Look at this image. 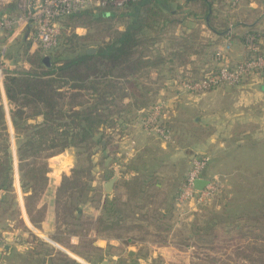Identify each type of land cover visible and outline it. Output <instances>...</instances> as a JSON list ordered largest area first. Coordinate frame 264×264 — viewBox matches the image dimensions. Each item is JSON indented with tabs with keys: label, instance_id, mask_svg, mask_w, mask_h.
<instances>
[{
	"label": "crops",
	"instance_id": "1",
	"mask_svg": "<svg viewBox=\"0 0 264 264\" xmlns=\"http://www.w3.org/2000/svg\"><path fill=\"white\" fill-rule=\"evenodd\" d=\"M176 5L183 7L184 2L177 0ZM171 12L174 15V11ZM181 13L183 14L181 19L172 20V23L177 26L168 34L169 37L184 41L183 59L178 66L173 60L165 58L166 46L158 47L151 43L146 52L137 53L136 63L131 69L120 71L118 80L110 77L99 80V83L90 82L88 85L95 86L96 94L86 98L87 96L82 94L83 90H80L66 97L68 101L64 108L67 109V104L72 100L71 97L81 93L86 98L88 106L93 109V116L106 114L112 118V115H116L111 113L110 105L113 100L117 99L122 106L117 112L123 124L121 137L114 139L115 136L110 128L107 126L101 128L106 132L103 155L107 170L102 181L104 195L101 209L91 208L89 205H85L84 208L74 206L69 200L78 192L64 193L62 191L64 177L69 176L76 166L73 157L67 152L75 146L44 158L42 163L46 166L44 174L46 181L38 194L32 188L24 190L22 179L26 177V173L20 170L18 150L20 147L24 148L27 141L20 139V136L16 138L17 123L14 114L12 113V117L10 115L12 105L16 102L8 97L6 90L3 92L0 106L4 109L6 129L10 136L13 174L7 183V189H0V232L10 240L9 245L0 251V264H103L104 261L108 264H152V261H162L160 264H165L164 249L173 250L175 243L164 241L162 243L165 246L164 249L144 247L145 250H142V247L153 246L157 241L152 240V237L156 235L169 237V231L172 230L173 233L177 228L174 221L169 220L170 222L167 223L170 225L164 223L169 216L181 220L175 197L169 209L159 208V213H162L164 219H161L163 221L157 225L140 218L139 214L147 210L132 212L134 220L128 221L129 228L131 230L144 227L156 229L157 232L152 233L154 236L138 238L135 230L128 235L111 234L110 231L115 226L121 228L125 223V217L123 212L116 208L109 213L108 207L113 204L116 197L126 201L128 194L124 192L125 187L128 188L141 171L149 168L146 157L150 150L153 154L156 152L155 157L158 158L160 155L161 161L166 160L162 164L184 166L182 184L191 168L192 157L196 154H208L211 161L205 175L220 180V191L217 196L222 201H229V204L224 203L226 206L224 211L228 210L229 205V212L235 217L232 227L238 230L249 229L248 240L264 245L263 78H247L237 87H223L199 95L183 96L187 100L185 99L186 103L181 112L177 110L180 105L175 103L177 119L180 115V120L176 121L175 116L174 120L167 121L169 128L174 131L176 144L167 145L156 137H150L142 130L139 111L146 108L148 104L140 101L156 102L160 97L170 99L169 93L174 89L169 87L174 85L176 80L181 78L197 80L209 68H214L216 65L214 54L218 49L215 46L217 43H222L230 28L232 29L230 27L227 31L211 28L206 30L207 27L202 22H207L208 19L195 18L184 7ZM250 31L247 28H240L233 30L232 35L240 37V42L244 45ZM24 32V35L27 34L26 31ZM152 35L156 36V34ZM202 38H209L212 52L210 55H204L205 60L201 62V59L195 55L196 52H192V49L196 47L192 45V42L197 39L200 42ZM158 48L161 50L158 51ZM90 50L93 49H88V52ZM95 52L96 50L89 53ZM231 57L234 62L245 59V48L242 47L241 54L233 52ZM115 85H118V90L122 93L118 97L115 96L116 94L112 96V93H108L109 87L116 88ZM130 85L135 86L134 93H130L132 90ZM154 85H161L159 92L153 91ZM59 91L62 92L63 88ZM171 105L168 104L170 111ZM70 107L74 111H79L81 108L77 103ZM20 111L23 112L26 125L33 129V132L40 128V125L42 127L45 122L42 111L31 115L30 108L23 107L15 115L17 116ZM116 128L117 126L113 127L115 131ZM180 139L182 144L178 141ZM114 143L118 144L120 150L126 148L124 152L118 150L116 157L119 158L116 160L112 158L114 155L111 152ZM42 145V149L56 148L53 145H45L44 142ZM129 146L134 148V152H128ZM31 159L33 158L25 157L23 164L27 166V164L35 163ZM38 160L41 163V159ZM129 161L136 165H133L134 169L126 168ZM155 173L156 176L160 174L158 171ZM110 175L111 178L106 179ZM114 177L117 178L114 188L111 192H107L105 184ZM5 203H7L6 208H3ZM63 210L66 212L64 215L66 220H62ZM85 214L88 217L91 216V220L85 226L84 224L79 226L78 219L83 218ZM100 217L104 224L102 230L96 223ZM85 244H89L87 246H90V251L84 252Z\"/></svg>",
	"mask_w": 264,
	"mask_h": 264
},
{
	"label": "rangeland",
	"instance_id": "2",
	"mask_svg": "<svg viewBox=\"0 0 264 264\" xmlns=\"http://www.w3.org/2000/svg\"><path fill=\"white\" fill-rule=\"evenodd\" d=\"M213 1L214 6L211 18L207 21L208 23L206 21L202 22L204 26L207 27L206 30H208V28H213L214 30L221 31L227 30L230 27H232V29L230 28L229 32L224 37L225 39H223V42L220 44L217 43L215 46L218 48L214 54V61L216 65L214 68H209L208 71L213 70L218 72L219 69L222 68L223 58L228 59L230 66H236L248 60L247 57L249 56L264 57V0ZM26 4L27 0H0V16L10 14L14 18L19 19L25 14ZM170 8V11H174V15L170 14V12H167L166 19L169 21L171 20L172 22V20L182 18L183 14L180 12L181 9L178 8L176 3L172 4ZM112 9L113 15H105L103 13L104 11H107L108 8L99 9L88 7L82 10H91L95 14V16L85 19V22L88 23V27L75 28L68 19L66 20V18H64L65 21L63 19L62 22H59V26L61 28L59 45L57 46V49L55 48L56 50L54 49L52 51L45 50L41 45L35 42L36 38L34 32L31 29L26 30L27 34L24 35L25 32L17 31L18 25L14 24L13 28L1 32L0 69H2V72L0 73V104L3 98V92H5L6 79L9 76L22 73L24 70L32 71L31 62L33 60L42 61L44 63V59L48 58L47 63L50 64L58 59H63L73 55L78 49L97 50L101 44L110 41L112 39L111 34H113L115 31L124 29L131 20L130 16H128L129 7L123 5L121 8L118 7ZM229 18L233 20L232 23ZM160 25L161 29L165 27L164 18L160 20ZM176 26L177 24L171 23L169 28L167 26L164 30L162 29L161 32H157V37H155L154 40H151L150 43H153L158 47L166 46L167 51H165V58L173 60L178 66L183 59L182 44H184V41L176 37L168 36L172 30H175ZM240 28H247L251 30L246 36V42H244V45L243 42H240V37L237 38L236 36L232 35L233 30H238ZM80 37L87 38L85 40H80ZM209 42V38H202L200 42L198 39L192 42V45L196 46L192 49V52H196L195 55L201 59V62L205 60V58H203L204 55H210V52H212V46L209 44ZM147 46L148 42H146L143 47H140L138 52H146ZM242 47H244L246 51L245 59L243 58L237 62L232 61V53L234 52L235 54V52H238V54H241ZM157 50L159 51L161 48H158ZM199 50L201 52H199ZM204 50L205 52H203ZM257 77L264 79V73L252 72L249 76L246 75L242 77L237 84H221L219 86L211 87L209 90L203 93L223 87H237L240 86L247 78ZM113 78L119 79L120 71L116 72ZM184 81V78H181L176 80L174 85H170L169 88L174 89L173 92L169 93L170 99L160 97L156 102H153L152 100L140 101L148 104V106L142 110L147 111L154 106L164 105L168 107L169 112L170 110L168 104H172V110L167 114L166 122L168 120H174L175 116L176 121H179L180 115L177 119V110L181 112L180 110H182L183 105L187 100L183 96H187V94H203L186 92L184 89ZM58 83L61 88H63L62 93L69 97L71 93H77L80 90H83L82 94L87 96L86 98L91 96V94H96L95 87L91 85L82 87L80 83L66 82L64 80H59ZM115 87L116 88L109 87V92H107L110 94L112 93V96L116 94L115 96L118 97L121 92L118 90V85H115ZM130 87L132 88L130 93H134L135 86L130 85ZM160 88L161 85L152 86L153 91L156 90V92H159ZM74 97L76 96H72L71 99L76 103L77 99ZM61 101L64 102V97L61 99ZM67 101L68 99L65 97L64 104H66ZM175 103L180 105L177 110L175 108ZM12 106L13 107L10 115L12 117V113L14 114L17 123L16 138L20 136L19 138L22 140H30V138L34 136L33 129L26 125V120L21 119L20 117L18 118V116L15 115L16 112L22 108V105L17 102L16 104L13 103ZM110 106L112 107L111 113H116V115H112V118L117 120V124L121 123V117L119 113H117L122 107L121 104H119V101L116 99L111 101ZM35 111L36 109L31 107L29 112L32 115ZM139 113L140 115L142 114V116L144 114L141 112V110ZM139 119L141 121V116ZM62 120H65L64 116L62 117ZM141 127L142 130L146 132L142 125ZM110 130L115 136L114 139L121 137L122 129L120 127H117L116 131L113 128H110ZM59 134V132H56L55 136L59 137ZM148 135L150 137H156V139L161 140L167 145L176 144L174 131H172V129V137L170 140H164L162 137L157 136L156 134ZM61 138L64 140L63 135ZM9 141L10 136L8 131L0 122V159L5 157V146L7 143H9ZM178 141L180 144H182L181 139ZM113 146L114 147L111 152L114 156L112 158L116 160V158H119L118 156L116 157L118 150L119 152H124L126 148L120 150L118 144L115 143ZM131 148L129 146V153L134 152V148ZM57 150L59 149L51 148L41 150L42 152H40L39 155L41 158L37 157L31 160H35V162L40 163V160L38 159H41L42 163L44 158H48L50 154L57 152ZM67 152L73 157V160L76 163L75 167L80 168L83 171V173L80 175L83 183V189L81 190L83 192L82 196L76 192L77 194H74L71 199L68 198V200L70 199L69 202H72L74 206H78L80 208H84L85 205H89L91 208L101 209L104 195L102 181L104 175L107 174L106 165L104 162L103 146L96 145L94 142L89 140V142H84L81 147L79 145V147L72 149L70 148ZM155 154L156 152L153 154V151H149L146 157V159H148L149 168L141 171L140 174L135 177L134 180H132V183L128 185V188L125 187L124 192L128 194L126 201H124L121 197H116L114 199V206H112L123 212L125 223L123 226H121V228L115 226L110 229L111 234L124 233L128 235L131 233V231H134L135 229L131 230L129 228L128 221L133 222L134 217L132 216V212L137 210L140 212L142 210H147L145 212L142 211L143 213L139 214L143 221L156 225L161 223L163 221L161 219H164V217L162 218V213H159V208L169 209L172 204V199L175 197L176 206L180 211L181 220L179 218L176 220L169 216L166 218V222L164 223H166V225H170V223L167 222L174 221V225L177 226V228H175L173 233L172 230L169 231L171 235H169V237H164L165 235L154 236L152 233L157 232L156 229L152 230L145 227L136 229L135 231L137 232L136 234H138V238H150L151 236H154L152 237V240L157 241L155 244H153V246H143L142 250H145L144 247L164 249L165 246L162 243L164 241H171L175 243V246H173V250L171 251H169L167 248V250L164 249L166 254V259L164 262L165 264H264V245L253 240H248L250 237V235H247L249 229L238 230L232 227L234 225L233 218L235 217L229 212V205L227 206L228 210L224 211V207H226L224 205L226 202L229 204V201H222L219 199V196H217L219 194L220 187L215 198L204 205H198L195 203L179 205L177 202V197L182 184V174L185 172L184 166L162 164L164 160L161 161V156L159 155L157 158L154 156ZM165 162L166 160L164 163ZM133 165L135 164L129 161L126 168L131 167V169H134L136 165L134 167ZM155 171H158L160 174L156 176ZM92 184L95 185L93 186ZM6 205L7 203L3 205V208H6ZM65 213V210H63L62 220H66V217L64 216L66 215ZM90 217L91 216L88 217V215L85 214L83 218H79V226L83 224L85 226L91 220ZM101 218L102 217H100L96 223L102 230L104 224L102 223ZM152 224H150V226ZM199 228L203 230L200 231ZM87 245L89 244H85L83 248L84 252H87V250L90 251V246ZM157 263L160 264L162 261H152V264Z\"/></svg>",
	"mask_w": 264,
	"mask_h": 264
},
{
	"label": "trees",
	"instance_id": "3",
	"mask_svg": "<svg viewBox=\"0 0 264 264\" xmlns=\"http://www.w3.org/2000/svg\"><path fill=\"white\" fill-rule=\"evenodd\" d=\"M176 1H131L126 5V7H129L128 16L131 18L130 23L125 30H118L111 34L112 39L101 44L95 53H89L88 49H78L73 55L58 59L50 64L33 60L31 62L32 71L24 70L22 73L9 76L6 79L5 90L11 100L18 102L22 105V108L34 107L36 109L34 113L42 111L45 117L42 127L40 125V128L34 131V136L30 138V141L27 140L24 148L20 147L18 150L20 170H24L26 173V177L22 179L24 190L32 188L38 194L43 189L42 186L46 181L44 179L46 166L43 163L35 162V160H33L35 162L33 164L30 163L27 166L23 164L25 157H39L41 150H44L42 149L43 147L41 148L43 142L45 145L56 146L54 149H59L57 152H64L71 146L79 147L80 145L81 147L84 142H89V140L96 145L103 146L106 132L101 130V128L104 126L108 128L117 126L123 130V124H117V120L106 114L93 116V109L88 106L86 98L81 93L74 97L77 99L76 103L81 106L79 111H74L70 107L72 104H76L73 100L67 104V109L64 108L67 95L59 91L61 86L58 81L80 83L82 87H87L90 82L92 84L99 83V80L113 77L116 72L123 69H131L136 63L139 48L148 42V49L151 44L150 41L157 37L156 33L161 32L167 26L168 28L170 27L172 22L166 19V13L170 12L172 14L169 5L175 4ZM182 1L184 2L183 7L187 8L188 12L195 18H204L205 20L211 18L214 6L213 0ZM183 7L178 5V8L181 9L180 12H182ZM112 8L108 7V10L103 13L105 15H113ZM93 16L95 14L91 10L80 11L66 17V20L68 19L75 28L88 27L85 19ZM162 18H164L165 27L161 29L160 20ZM62 21L63 19L59 20V22ZM152 34H156V36L153 37ZM86 38L80 37L79 39L85 40ZM250 57L252 58V56H249L247 59ZM63 97L64 102L61 101ZM17 116L23 119V112L20 111ZM63 116L65 118L64 121L62 120ZM0 119L1 124L6 128L5 112L1 106ZM166 124L169 126V123ZM56 132L60 133L59 137L55 136ZM62 135L64 140L61 138ZM5 149V157L0 159V189H7V183L13 174L12 154L9 143H7ZM82 173L83 171L80 168H73L71 174L64 177L62 191L64 193L78 192L82 196L83 183L80 177ZM109 178H111V175L106 177V179ZM113 204L108 207L109 213L115 209ZM115 223L117 224V222ZM199 230L202 231L203 229L199 228Z\"/></svg>",
	"mask_w": 264,
	"mask_h": 264
},
{
	"label": "built area",
	"instance_id": "4",
	"mask_svg": "<svg viewBox=\"0 0 264 264\" xmlns=\"http://www.w3.org/2000/svg\"><path fill=\"white\" fill-rule=\"evenodd\" d=\"M131 1L135 0H27L25 14L19 19L10 15L0 16V33L13 28L14 24L18 25L17 31H26L30 28L34 32L35 42L45 50L52 51L59 45L60 19L88 7L121 8ZM252 72L264 73V57H252L236 66H230L228 59L223 58L222 68L218 72L211 70L197 80H185L184 89L188 93H203L221 84H237L242 77L249 76ZM141 112L144 113L143 116L141 114V125L148 134H156L164 140L171 139V129L166 124L169 113L167 106L157 105ZM210 161L211 157L208 154H196L192 157L191 168L177 197L179 205L188 203L204 205L215 198L220 184L218 178L205 175ZM199 180L208 182L202 190L196 188ZM8 238L0 232V251L8 245L10 241Z\"/></svg>",
	"mask_w": 264,
	"mask_h": 264
},
{
	"label": "water",
	"instance_id": "5",
	"mask_svg": "<svg viewBox=\"0 0 264 264\" xmlns=\"http://www.w3.org/2000/svg\"><path fill=\"white\" fill-rule=\"evenodd\" d=\"M89 52H94V50H90ZM44 62L47 63L48 62V58L44 59ZM48 64V63H47ZM117 178L114 177L111 180H109L106 184H105V189L107 192H111L114 188L115 182H116ZM208 184V182L206 180H199L196 183V188L199 190H202L206 185ZM9 245V244H8ZM7 245V246H8ZM6 246V247H7ZM5 247V248H6ZM132 255V252L130 253ZM103 264H108L107 261H104Z\"/></svg>",
	"mask_w": 264,
	"mask_h": 264
}]
</instances>
